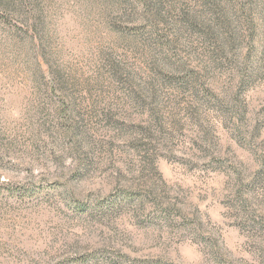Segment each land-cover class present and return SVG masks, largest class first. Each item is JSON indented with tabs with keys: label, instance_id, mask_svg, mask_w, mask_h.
Masks as SVG:
<instances>
[{
	"label": "rangeland",
	"instance_id": "obj_1",
	"mask_svg": "<svg viewBox=\"0 0 264 264\" xmlns=\"http://www.w3.org/2000/svg\"><path fill=\"white\" fill-rule=\"evenodd\" d=\"M0 23V264H264V0H46Z\"/></svg>",
	"mask_w": 264,
	"mask_h": 264
},
{
	"label": "trees",
	"instance_id": "obj_2",
	"mask_svg": "<svg viewBox=\"0 0 264 264\" xmlns=\"http://www.w3.org/2000/svg\"><path fill=\"white\" fill-rule=\"evenodd\" d=\"M44 1L0 0V23L6 25L8 30L36 38L41 30Z\"/></svg>",
	"mask_w": 264,
	"mask_h": 264
}]
</instances>
